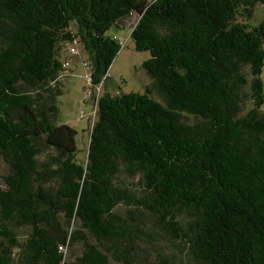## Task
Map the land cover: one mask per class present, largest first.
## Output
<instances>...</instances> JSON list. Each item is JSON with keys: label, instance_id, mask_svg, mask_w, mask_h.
<instances>
[{"label": "trees", "instance_id": "obj_1", "mask_svg": "<svg viewBox=\"0 0 264 264\" xmlns=\"http://www.w3.org/2000/svg\"><path fill=\"white\" fill-rule=\"evenodd\" d=\"M258 3L0 0V264H136L141 211L184 246L185 260L155 264H264V16L238 21ZM133 13L163 104L148 89L100 93L121 48L109 30ZM67 43L100 85L85 100L96 114L84 163L77 131L55 121ZM120 173L139 175V193L115 184Z\"/></svg>", "mask_w": 264, "mask_h": 264}, {"label": "rangeland", "instance_id": "obj_2", "mask_svg": "<svg viewBox=\"0 0 264 264\" xmlns=\"http://www.w3.org/2000/svg\"><path fill=\"white\" fill-rule=\"evenodd\" d=\"M264 16V4L258 3L253 11V15L248 20L238 18L240 22H246L250 25L257 24ZM136 14H131L128 17L122 18L115 22V25L109 30L111 33H117L125 40V45L120 48L116 57L110 64L107 71V80L103 84L101 94L108 91L111 94L117 92H144L145 89L149 90V94L156 101L163 104L164 100L156 86V80L152 78L143 68L142 63L146 60L150 53L148 51H138L134 47L133 40L130 37L131 27L136 22ZM75 43H67L61 45L60 60L65 61L69 59L71 65L69 68H64L61 71L57 82L54 84L55 88L60 91V95L56 97L58 111L56 113L55 121L58 123H66L73 127L77 133L75 136L77 152L76 160L84 163L86 161L89 133L92 124L90 116L92 112V105L90 101H84L83 95L88 85L87 74L89 69H85L82 65V60L87 61V53L82 48V45L76 43L80 53L77 56L68 54V47ZM247 79L250 82L251 74L248 68L244 69ZM264 81V75H263ZM248 90V87H246ZM264 110V105H263ZM84 112V117L79 118L80 111ZM183 120L188 123L195 122L197 119L192 115L183 113ZM6 165L0 160V188H4L2 176L6 173ZM116 180V181H115ZM114 180L115 184L120 187L129 188L136 193H139L141 184L139 175L129 176L125 173H120ZM120 215H124L125 205L120 203L115 209ZM138 222V226L143 229L138 232L140 238L137 239V245L133 250L136 264H155L157 254L161 253L162 259H171L175 261L185 260L184 246L178 240L171 238L165 230L156 225L154 219L145 211L134 214ZM72 228L79 227L80 224L75 221L71 222ZM19 237H24L28 233V228L16 229ZM91 242H96L93 238L89 237ZM82 249L81 244H76L74 247L63 248L66 255L75 254ZM108 264H122L116 261L108 254Z\"/></svg>", "mask_w": 264, "mask_h": 264}, {"label": "built area", "instance_id": "obj_3", "mask_svg": "<svg viewBox=\"0 0 264 264\" xmlns=\"http://www.w3.org/2000/svg\"><path fill=\"white\" fill-rule=\"evenodd\" d=\"M113 39H115L117 41V43L123 47L125 45V40L123 37L117 35V34H114L113 35ZM68 54H70L71 56H77L80 51L79 49L77 48L76 44L74 45H70L68 48ZM71 65V62L69 61V59H66L65 61H63L62 63V66L64 68H69ZM82 65L85 67V69L89 68V65H88V62L85 61V60H82ZM89 72L87 74V79H88V85H85V88L86 90L84 91V95H83V100H88V99H91V97L93 96V98H97L98 97V93H99V89H100V85L98 86H92L90 84V76H89ZM91 87H93V89H91ZM96 105V104H95ZM95 105H94V108L90 114L91 118H92V121L95 117V114H96V109H95ZM84 117V112L81 110L80 113H79V118H83Z\"/></svg>", "mask_w": 264, "mask_h": 264}]
</instances>
